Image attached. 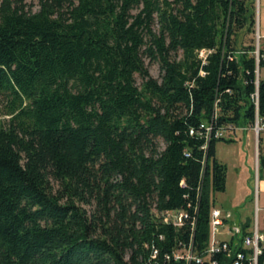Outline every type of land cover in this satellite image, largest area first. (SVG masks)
Returning a JSON list of instances; mask_svg holds the SVG:
<instances>
[{
    "label": "trees",
    "instance_id": "obj_1",
    "mask_svg": "<svg viewBox=\"0 0 264 264\" xmlns=\"http://www.w3.org/2000/svg\"><path fill=\"white\" fill-rule=\"evenodd\" d=\"M252 23L243 0H0V264H199L173 252L207 244L215 143L233 141L214 133L252 124L254 89L264 115V49L256 84L237 49Z\"/></svg>",
    "mask_w": 264,
    "mask_h": 264
},
{
    "label": "rangeland",
    "instance_id": "obj_2",
    "mask_svg": "<svg viewBox=\"0 0 264 264\" xmlns=\"http://www.w3.org/2000/svg\"><path fill=\"white\" fill-rule=\"evenodd\" d=\"M24 1L32 9L36 8V0ZM243 1L247 13L251 14L253 23L252 28L249 30L244 28L237 30V49L240 46L251 44L254 46L255 52L257 47H264V0ZM173 57L178 59L180 52L173 54ZM142 60L150 76L159 80L160 70L158 63L155 60H150L145 55L142 56ZM262 74L263 72L260 70L259 76ZM134 81L139 86L141 80L137 75L134 76ZM4 106L5 96L0 94V120L6 118L2 114ZM236 130L237 138L233 142L219 140L215 143V156L220 162L227 165V170L224 190L211 193L213 207L229 212L230 222L242 224L247 221L250 229L256 224L259 230L264 232L262 212H255L254 210L255 205L260 209L264 208V170L260 171V179L255 182L258 179L255 156L258 152V142L260 149L264 151V129L258 133L256 141L251 130L249 131L248 140L243 136L242 130ZM230 135L225 137L228 138ZM158 146L162 148L163 143L158 141ZM257 184L256 188L255 185Z\"/></svg>",
    "mask_w": 264,
    "mask_h": 264
},
{
    "label": "built area",
    "instance_id": "obj_3",
    "mask_svg": "<svg viewBox=\"0 0 264 264\" xmlns=\"http://www.w3.org/2000/svg\"><path fill=\"white\" fill-rule=\"evenodd\" d=\"M205 53L204 50L199 51V57H203ZM264 56V55H263ZM255 59V84L257 83V77L259 74L257 66V50L254 52ZM264 69V66L263 68ZM261 69V70H262ZM250 100L252 101L255 113L252 124L241 127L240 129L248 128L251 130L255 136V141L258 133L264 129V115L258 116L256 112L257 106V91L254 89L252 94H250ZM239 127H235V129ZM193 131L190 130V133ZM199 133V132H198ZM210 133V126L204 127V140H206ZM234 133V132H232ZM231 133V134H232ZM200 134V133H199ZM225 135L224 130L214 133V136ZM255 165H257V153L255 156ZM255 182H257L255 180ZM258 184L255 185L257 188ZM195 209V207H194ZM255 212L261 211L262 217L264 218V208H258L255 205ZM159 216L161 220L165 223H170L174 227H179L184 223V220L187 218V213L184 209H167L160 212ZM230 213L224 212L217 207H211L208 215V241L204 249L202 250V255H196L192 249L191 242L188 243L186 247H183L177 251L173 252L174 259H184L186 263L194 261L195 263L201 264L206 262V264H218V260L215 258L216 254L224 255L229 259L230 264H257V257L261 253L262 248L264 247V232L260 231L256 224L253 225L252 229H247L242 233L241 227L238 224L229 223ZM191 229L194 226V218H191L190 221ZM222 233L229 235V238L224 239ZM237 239L240 240L241 249L237 250L234 248V245L237 243ZM244 250V251H243ZM182 251V252H179Z\"/></svg>",
    "mask_w": 264,
    "mask_h": 264
},
{
    "label": "crops",
    "instance_id": "obj_4",
    "mask_svg": "<svg viewBox=\"0 0 264 264\" xmlns=\"http://www.w3.org/2000/svg\"><path fill=\"white\" fill-rule=\"evenodd\" d=\"M263 36H264V34H263ZM261 48H263L264 49V47H261ZM237 129V128H236ZM235 129V131H234V133H232L229 137H231L232 139H233V141H234V139H236L237 138V134H236V132H237V130ZM238 129H240V128H238ZM240 130H242L241 132L243 133V136L244 137H246V139L248 140L249 139V131H250V129H248V128H245V129H240ZM252 134V133H251ZM232 141V142H233ZM217 158V157H216ZM218 159V158H217ZM219 160V159H218ZM226 165V164H225ZM226 170H227V165H226ZM256 181H258V179H256ZM229 223L230 224H232L233 222H230V220H229ZM236 224V223H235ZM238 225H241V224H238ZM247 229H249V225H248V227H247ZM225 236V237H223L224 239H227V238H229V235H227V234H225V233H222V236Z\"/></svg>",
    "mask_w": 264,
    "mask_h": 264
},
{
    "label": "water",
    "instance_id": "obj_5",
    "mask_svg": "<svg viewBox=\"0 0 264 264\" xmlns=\"http://www.w3.org/2000/svg\"><path fill=\"white\" fill-rule=\"evenodd\" d=\"M257 166V165H256Z\"/></svg>",
    "mask_w": 264,
    "mask_h": 264
}]
</instances>
